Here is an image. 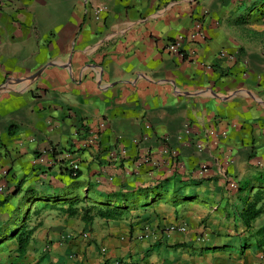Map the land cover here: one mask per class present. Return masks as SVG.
Instances as JSON below:
<instances>
[{
	"label": "crops",
	"instance_id": "0c3cea01",
	"mask_svg": "<svg viewBox=\"0 0 264 264\" xmlns=\"http://www.w3.org/2000/svg\"><path fill=\"white\" fill-rule=\"evenodd\" d=\"M263 51L264 0H0V264H264Z\"/></svg>",
	"mask_w": 264,
	"mask_h": 264
},
{
	"label": "trees",
	"instance_id": "16d2710c",
	"mask_svg": "<svg viewBox=\"0 0 264 264\" xmlns=\"http://www.w3.org/2000/svg\"><path fill=\"white\" fill-rule=\"evenodd\" d=\"M260 203V207L256 208L257 204ZM72 202H69V207ZM264 207V190H258L255 192L251 204H249L247 211L249 210L248 215L244 217V220L249 224L250 220L255 218L260 212L261 208ZM83 218L85 221H91L93 216H98L106 220L120 218L127 210V206L124 204L118 205H84L83 208ZM256 234L259 237L257 239V246L264 245V224L256 230ZM26 243V239L19 238V249L22 251Z\"/></svg>",
	"mask_w": 264,
	"mask_h": 264
},
{
	"label": "built area",
	"instance_id": "2783aa9c",
	"mask_svg": "<svg viewBox=\"0 0 264 264\" xmlns=\"http://www.w3.org/2000/svg\"><path fill=\"white\" fill-rule=\"evenodd\" d=\"M101 8H97L95 10V18L98 19L99 18V14L101 12ZM189 37L191 39H197V38H203L204 37V34H203V31H202V26H201V23L199 21H196L194 23V27H193V30L191 31ZM183 41V37L182 36H178L177 38H175L174 40L170 41L167 45V48L169 49V51L173 52V53H180V46H181V42ZM264 53V51H263ZM186 132H188V130H186ZM197 147L200 148L201 145L200 144H197ZM147 157L145 156L144 157V161H147ZM202 171H206L207 170V167L205 165H203L201 167ZM3 191V187L0 186V192ZM168 230H183V227H175V226H169L167 228Z\"/></svg>",
	"mask_w": 264,
	"mask_h": 264
}]
</instances>
